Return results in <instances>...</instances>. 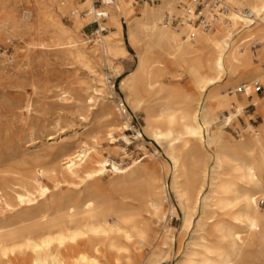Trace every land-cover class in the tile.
<instances>
[{
    "label": "bare ground",
    "instance_id": "obj_1",
    "mask_svg": "<svg viewBox=\"0 0 264 264\" xmlns=\"http://www.w3.org/2000/svg\"><path fill=\"white\" fill-rule=\"evenodd\" d=\"M173 1L112 0L99 21L107 32L85 39L81 28L95 19L91 0H36L38 26L51 28L53 35L46 43L25 41L26 47L62 51L86 71L84 107L88 113L98 109L110 144L117 141L114 132L130 144L122 135L128 116L116 104L117 121L112 110L109 79L120 77L129 107L143 114V131L164 151L168 165L154 149L120 167L101 154L92 136L62 154L55 167L34 166L19 176L11 169L0 172V264H119L129 260L130 245L153 238L150 254L129 264L169 261L174 241L169 219L176 209L166 192L167 176L182 214L179 233L191 231L176 264H264V207L256 204L264 183V98L251 82L239 83L264 72V0H226L231 10L208 31L163 25V14L176 10ZM12 8L11 0H0V35L33 30L28 22L33 12L24 11L15 22ZM242 8L258 20L250 24ZM65 15L69 26L58 18ZM123 30L137 57L125 74L119 61L128 54ZM251 37L260 43L254 54L246 43ZM224 78L237 85L224 92L219 87ZM59 96L65 102L71 95L62 90ZM249 104L253 115L245 114ZM30 106L24 104L26 110ZM229 108L224 118L217 115ZM87 115L81 119L87 121ZM255 115L261 118L256 126L248 121ZM240 116L246 122L235 138L225 126ZM114 151L128 156L125 147ZM144 158L157 161L146 165ZM108 173L113 178L105 184ZM178 242L182 247V239Z\"/></svg>",
    "mask_w": 264,
    "mask_h": 264
},
{
    "label": "rangeland",
    "instance_id": "obj_2",
    "mask_svg": "<svg viewBox=\"0 0 264 264\" xmlns=\"http://www.w3.org/2000/svg\"><path fill=\"white\" fill-rule=\"evenodd\" d=\"M11 2L13 4V20L20 22L24 11H32L33 16L28 22L35 27L30 31L18 29L16 36L0 35V172L11 169L16 172V176H19L34 166L55 167L62 154L71 152L83 142L88 143L92 136L97 137L101 154L115 161L120 167H127L133 159H141L144 151L152 152L154 149L158 150L159 159L168 165L164 151L143 131V114L131 110L124 92L120 89V77L115 76L110 77V84L114 92L112 110L116 115L118 112L114 110L116 104L123 103L126 107L128 127L124 131L122 130V135L128 138L130 144L124 143V140L118 135L119 132H114L116 143H108L103 134L101 121L97 117L98 109L88 113L84 107L86 97L84 88L90 83L89 75L78 64L66 58L62 51L51 48H27L25 41L37 40L46 43L53 35V30L49 27L38 26V18L35 15L36 0H11ZM177 12L175 10L172 13L176 14ZM58 18L66 26L71 23L69 15ZM95 29L96 24L93 22L84 25L81 28L82 37L85 39L95 38L97 34H90ZM106 32L107 30L103 33ZM123 43L128 54L119 61L122 73L125 74L134 67L137 60L135 52L127 42L125 30H123ZM263 73L249 79L244 77L240 79L239 83H252ZM236 85L235 81H228L227 78H224L219 87L223 88L222 90L225 92L232 90ZM62 90H67L71 95L65 102L59 100V93ZM241 91L236 92L238 96ZM256 95L261 97L259 94ZM251 99L252 96L247 97V100ZM27 101L31 104L29 110L24 108ZM232 110L233 108L219 110L217 115L220 116L222 111L228 114ZM244 111L246 115H253L254 112L250 104L245 107ZM86 114H88V120L83 121L81 116ZM116 119L120 121L117 115ZM248 121L256 126L261 118L255 115ZM245 122V118L240 116L229 128H226V131L229 135L237 138L234 129L238 128L240 131V127L244 126ZM136 132L142 134V139L135 140ZM48 135H52L53 138L47 139ZM141 145L143 148H140ZM117 146L125 147L128 154L126 158L121 157L122 151L118 153L114 151ZM149 159L144 158L142 163L152 165L154 161H157L155 158L152 161ZM6 175L8 174L6 173ZM112 178V173H108L104 176L103 181L106 184ZM165 181L168 185L166 188L168 198L176 210L174 217L169 219L171 233L174 235L171 256L169 261L162 264H176L182 260V254L190 239L191 231L184 235L179 233L181 210L171 191L170 177H165ZM42 183L48 185L50 181L43 178ZM196 220L197 216L194 218V222ZM179 238L182 239V247L178 242ZM153 242L154 238L148 244L134 243L130 245L129 260L122 259L119 264H129L132 261L140 262L150 254Z\"/></svg>",
    "mask_w": 264,
    "mask_h": 264
},
{
    "label": "built area",
    "instance_id": "obj_3",
    "mask_svg": "<svg viewBox=\"0 0 264 264\" xmlns=\"http://www.w3.org/2000/svg\"><path fill=\"white\" fill-rule=\"evenodd\" d=\"M94 7V17L93 23L96 24V29L90 32L91 35L103 33L106 28L99 27V21L104 20L107 17L105 8L109 6L112 0H91ZM160 0H136L137 3H153ZM175 9L178 11L175 13L165 12L162 17V24L178 27L181 25H188L193 30L200 29L203 31L211 30L215 27L216 22L231 10V6L226 2V0H174L173 1ZM244 17L250 20V24H254L258 20L257 15L251 12L247 8L239 9ZM227 20V19H226ZM189 37L193 36V31H188ZM186 37V36H185ZM249 49L254 54L257 47L260 45L256 38L251 37L246 41ZM110 81V79H109ZM252 87L256 94L264 93V73L257 79L252 81ZM243 87L241 88V90ZM253 106V105H252ZM119 111L121 115H126V107L123 103H118ZM118 111V112H119ZM227 113L222 111L220 118H224ZM230 126H225L229 128ZM234 133L238 136V128L234 129ZM256 204L258 207H264V183L263 186L256 196Z\"/></svg>",
    "mask_w": 264,
    "mask_h": 264
},
{
    "label": "crops",
    "instance_id": "obj_4",
    "mask_svg": "<svg viewBox=\"0 0 264 264\" xmlns=\"http://www.w3.org/2000/svg\"><path fill=\"white\" fill-rule=\"evenodd\" d=\"M259 95H261V97L264 98V93L263 94H259ZM252 107H253V111H254V106H252Z\"/></svg>",
    "mask_w": 264,
    "mask_h": 264
}]
</instances>
